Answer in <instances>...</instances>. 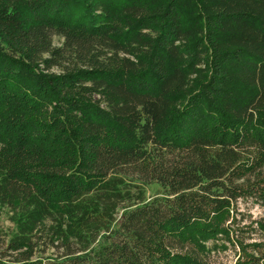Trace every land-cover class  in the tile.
<instances>
[{
	"label": "trees",
	"instance_id": "1",
	"mask_svg": "<svg viewBox=\"0 0 264 264\" xmlns=\"http://www.w3.org/2000/svg\"><path fill=\"white\" fill-rule=\"evenodd\" d=\"M246 200L264 0H0V264H264Z\"/></svg>",
	"mask_w": 264,
	"mask_h": 264
},
{
	"label": "rangeland",
	"instance_id": "2",
	"mask_svg": "<svg viewBox=\"0 0 264 264\" xmlns=\"http://www.w3.org/2000/svg\"><path fill=\"white\" fill-rule=\"evenodd\" d=\"M60 38L57 36L53 37V42L58 44ZM264 213L263 208L258 204H251L250 200L242 201L238 204V209L236 213H233L231 225H233V230L236 231L237 228H242L239 233V239H243L244 242L252 241V239H247V235L254 239H261L260 232L256 231L255 223H252L254 219H259ZM10 224L7 220V216L3 210L0 211V227H6ZM235 233L234 231L231 232ZM258 252H264V247L256 249ZM239 248L233 247L230 244H225L224 249H217L210 252L207 260L210 264H234L239 255Z\"/></svg>",
	"mask_w": 264,
	"mask_h": 264
}]
</instances>
